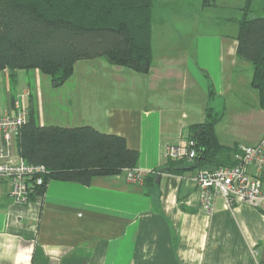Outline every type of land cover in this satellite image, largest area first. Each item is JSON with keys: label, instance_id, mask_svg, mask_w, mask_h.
<instances>
[{"label": "crops", "instance_id": "0c3cea01", "mask_svg": "<svg viewBox=\"0 0 264 264\" xmlns=\"http://www.w3.org/2000/svg\"><path fill=\"white\" fill-rule=\"evenodd\" d=\"M187 9L165 14V22L153 16V62L147 74L112 66L105 58L79 61L60 87L69 89L67 96L59 104H46L38 70L18 71L15 80L8 71L0 73L5 93L0 115L29 90L27 105L38 125L91 126L124 137L140 154L137 170L147 174L143 183L129 182L127 171L96 177L90 186L50 180L44 193L25 205L15 204L11 183L0 181V264L264 263L263 212L244 203L225 208L220 198L212 212L204 211L191 162H184L178 174L156 179L155 172L171 160L170 149L188 141L190 126L206 121L211 86L214 98L245 93L260 107L251 85L253 66L238 57L235 36L199 33L178 53H160L159 44L171 46L176 35L186 32L171 22L191 18ZM229 20L215 18L217 23ZM80 63L93 69L79 74ZM58 107L67 118L54 113ZM259 109L263 122L264 110ZM251 110L241 108L236 114L244 118L255 112ZM218 139L225 147L238 146ZM15 158H20L17 144Z\"/></svg>", "mask_w": 264, "mask_h": 264}, {"label": "trees", "instance_id": "16d2710c", "mask_svg": "<svg viewBox=\"0 0 264 264\" xmlns=\"http://www.w3.org/2000/svg\"><path fill=\"white\" fill-rule=\"evenodd\" d=\"M256 1L245 0L237 55L253 66L251 85L264 110V18H248ZM154 10L155 0H0V73L8 71L15 80L18 71L38 70L59 88L71 79L77 62L105 58L112 66L147 74ZM209 90L213 99L212 86ZM222 118L208 106L206 121L189 128L197 172L235 164L238 146L225 147L217 136ZM17 148L28 165L48 171L44 187L35 188L32 197L43 194L50 180L90 186L96 177L137 170L140 160L124 137L91 126H40L31 111ZM184 162L171 159L170 173L184 170Z\"/></svg>", "mask_w": 264, "mask_h": 264}, {"label": "built area", "instance_id": "2783aa9c", "mask_svg": "<svg viewBox=\"0 0 264 264\" xmlns=\"http://www.w3.org/2000/svg\"><path fill=\"white\" fill-rule=\"evenodd\" d=\"M30 96L29 90L22 91L10 110L0 115V181L11 183V197L18 205L27 204L34 189L44 187L48 174L44 166L28 165L23 159L15 158L17 140L29 118ZM169 157L193 162L198 154L194 143L185 141L171 148ZM234 163L202 169L194 176L202 193L203 210L212 212L215 200L220 198L225 208L244 203L264 213V137L257 145L238 146ZM146 177L147 174L139 170L127 171V180L131 183H143Z\"/></svg>", "mask_w": 264, "mask_h": 264}, {"label": "rangeland", "instance_id": "374dc122", "mask_svg": "<svg viewBox=\"0 0 264 264\" xmlns=\"http://www.w3.org/2000/svg\"><path fill=\"white\" fill-rule=\"evenodd\" d=\"M204 1L206 0H194L193 2H190L189 0H155L154 15L157 19L156 22H165V14L170 15L171 12L184 6H187V10L193 13L192 17L184 21V23H180V20L171 22L173 27L186 29V32H181L180 35H176L175 40H172L170 44H168L171 46H162V44H159L158 50L160 53L163 54V52H168L170 49L174 54L178 53L175 51L178 47L191 45V43L194 42L196 35H199V33H224L229 36H238V22L244 17L243 8L245 6V0H209L210 5L208 7L206 6L205 9H202L200 5L204 4ZM188 5H193L194 7L189 8ZM224 17H227L230 20L226 21V23H217L215 21V18ZM262 17L264 18V0H258L253 3L248 18L256 19ZM88 66V63H80L77 67L78 73L83 74V69L86 67L89 68V70L93 69V67ZM100 72V69H98L97 73L100 74ZM242 75L246 77L248 74H246L245 71ZM242 75L241 78H243ZM239 81L241 82V80ZM41 86L46 99V104L49 101H55L59 104V102L67 96L69 91V89H60V87L54 88L51 85L50 77L44 74H42ZM255 92L256 93L254 94H258L257 91ZM4 95V84L0 82V100H4ZM244 95L246 94L240 93L229 95L225 98L213 97V99H209V105L213 109L214 114L220 116L223 115L221 120L222 123L220 122L221 125L217 126V133L222 143L232 142L233 144L236 142L238 143V146H251L256 143L257 139L262 137V140L264 137V119L262 122L260 115L257 113L260 110V107H257L256 104L257 99L249 96L244 98ZM253 100H255V102ZM61 108H55L54 113L57 116H61L60 118H67L62 111L63 108ZM241 108L250 111H252L251 109H254L255 112L252 115L243 118L242 115L236 114ZM49 109L50 107L46 105L47 114L49 113ZM238 117H241L242 119H239Z\"/></svg>", "mask_w": 264, "mask_h": 264}, {"label": "water", "instance_id": "95a60500", "mask_svg": "<svg viewBox=\"0 0 264 264\" xmlns=\"http://www.w3.org/2000/svg\"><path fill=\"white\" fill-rule=\"evenodd\" d=\"M163 173H167V174L170 173V169L168 167H166V168L160 170L159 174L156 176L157 182H159L161 174H163Z\"/></svg>", "mask_w": 264, "mask_h": 264}]
</instances>
